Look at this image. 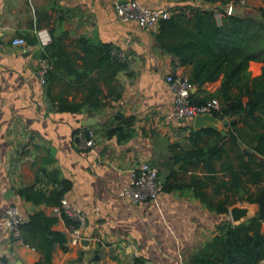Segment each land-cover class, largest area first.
Returning a JSON list of instances; mask_svg holds the SVG:
<instances>
[{
  "label": "crops",
  "instance_id": "0c3cea01",
  "mask_svg": "<svg viewBox=\"0 0 264 264\" xmlns=\"http://www.w3.org/2000/svg\"><path fill=\"white\" fill-rule=\"evenodd\" d=\"M125 1H136L155 11L190 4L173 0H0V262L39 261L36 251L12 239L6 212L11 206L17 207L23 222L35 211L52 215V208L34 205L19 195L21 189L33 185L45 193L57 188L46 175L52 172L71 183L64 199L85 214L82 236L89 240L87 247L73 245L70 227L59 216L54 230L67 234L70 250H57L54 264H135L138 259L143 264H186L192 254L218 235L222 222L230 221L229 213L219 215L209 210L192 190L160 191L155 201L139 204L123 197L131 183V171L144 162L158 170L161 185L168 175V144L185 143L191 132L188 127L194 129L193 120L182 122L175 117L174 95L165 82L169 74L188 78L191 68L175 67L173 58L159 49L157 29L144 30L135 22L118 18L115 6ZM190 5L216 11L219 22L223 14L217 11L228 12L227 6L219 4ZM236 10L241 15L256 12L251 4ZM64 32L67 45L87 37L114 46L115 52L129 62L134 77L118 75L124 91L113 107L96 114H70L50 105L47 88L41 82V54L50 44L51 34ZM18 37L37 43L11 46ZM261 69V63H249L252 78L260 76ZM220 84L221 80L207 83L202 92L194 87L192 94L203 98L216 93ZM118 114L135 120L134 136L125 143L104 134L105 128L115 125ZM92 119L96 124L85 126ZM221 122L220 130L228 132L227 127L222 128L227 120ZM89 130L96 135L95 146L85 149L84 135ZM221 165L222 161L217 162V170ZM197 175L203 179L202 172ZM217 177L228 181L223 172ZM213 188L209 184L206 192L212 195ZM256 190L251 187V192ZM247 206L258 212L256 204ZM97 255L100 259H95Z\"/></svg>",
  "mask_w": 264,
  "mask_h": 264
},
{
  "label": "trees",
  "instance_id": "16d2710c",
  "mask_svg": "<svg viewBox=\"0 0 264 264\" xmlns=\"http://www.w3.org/2000/svg\"><path fill=\"white\" fill-rule=\"evenodd\" d=\"M179 2L228 6L238 0ZM190 4L170 9L171 18L159 22L155 39L159 49L173 58L175 67L191 68L185 79L199 92L207 83L221 80L216 93L203 98L191 94V103L203 106L217 100L219 108L212 114L220 122L227 120L222 128L227 127L228 132L188 127L191 132L185 143H169L168 175L161 191L170 194L192 190L219 215H228L229 209L238 204H256L254 217L238 226L229 220L222 222L217 227L218 235L192 254L186 264H260L264 260V10L254 15H229L218 10L223 14L219 22L216 11ZM65 35L51 34V42L41 54L48 65L44 84L50 105L70 114H96L113 107L124 91L118 75L134 77L129 62L110 44L80 37L67 45ZM25 42L34 46L37 40L27 37ZM250 62L262 64L260 76L251 77ZM114 121V126L105 128V137H115L118 143L132 139L134 118L118 114ZM220 161L221 169L217 170ZM199 172L204 174L203 179ZM218 172L227 175L228 181L218 178ZM189 174L190 179L183 177ZM46 175L57 188L45 193L33 185L21 189L19 195L37 206L60 207L71 183L55 172ZM209 184L214 185L212 195L206 192ZM252 186L257 187L255 192H251ZM61 217L68 227L78 226L65 214ZM57 221L54 214L35 211L12 239L21 240L40 255L36 264H54L57 250H70L67 234L54 230ZM135 264L143 262L138 259Z\"/></svg>",
  "mask_w": 264,
  "mask_h": 264
},
{
  "label": "built area",
  "instance_id": "2783aa9c",
  "mask_svg": "<svg viewBox=\"0 0 264 264\" xmlns=\"http://www.w3.org/2000/svg\"><path fill=\"white\" fill-rule=\"evenodd\" d=\"M173 1L178 2L179 0ZM253 1L254 0H238L237 4H230L227 6V14L232 15L234 9L247 8ZM115 10L119 19L122 21L135 22L144 30L157 29L160 21L168 20L172 15L170 10L155 11L136 1L120 2L116 4ZM44 41L46 42L47 39ZM11 46L15 48L25 47L26 42L20 37L14 38L11 41ZM47 69V62L42 60V83H45L44 79ZM165 82L174 95V115L177 119L193 120L198 115L212 114L214 110L219 108L217 100H212L203 106L193 105L191 103V94L194 87L183 77L169 74L166 76ZM95 140V133L89 130L84 135V148H93L95 146ZM160 191L161 185L158 180V170L152 167L148 162H144L131 171V183L123 192V197L132 204L152 202L158 198ZM52 212L57 217L65 214L78 225L77 227L71 226L69 232L71 235V243L75 246H79L81 240L84 239L82 230L86 226L85 214L71 206L66 199L61 201L60 207L52 208ZM23 223L18 208L15 206L9 207L6 212V226L11 235L15 237L18 236V227ZM0 264L5 263L1 261Z\"/></svg>",
  "mask_w": 264,
  "mask_h": 264
},
{
  "label": "water",
  "instance_id": "95a60500",
  "mask_svg": "<svg viewBox=\"0 0 264 264\" xmlns=\"http://www.w3.org/2000/svg\"><path fill=\"white\" fill-rule=\"evenodd\" d=\"M240 14L239 10L234 9L232 15ZM182 122H187V120L183 119ZM96 124V120H88L85 123V126H94ZM193 128L195 130L202 129H212L215 131L220 130V121L213 116V114H203L196 116L192 121ZM255 216V213L247 206V204H238L229 209V219L233 225L243 224L248 219ZM80 245L83 247H87L89 245V240L82 239Z\"/></svg>",
  "mask_w": 264,
  "mask_h": 264
},
{
  "label": "rangeland",
  "instance_id": "374dc122",
  "mask_svg": "<svg viewBox=\"0 0 264 264\" xmlns=\"http://www.w3.org/2000/svg\"><path fill=\"white\" fill-rule=\"evenodd\" d=\"M251 5L255 8L256 11L263 9L264 10V0H254ZM255 12L249 11L246 15H254ZM254 71V70H253ZM257 72V69H255Z\"/></svg>",
  "mask_w": 264,
  "mask_h": 264
}]
</instances>
